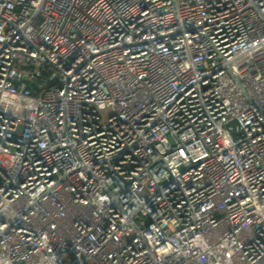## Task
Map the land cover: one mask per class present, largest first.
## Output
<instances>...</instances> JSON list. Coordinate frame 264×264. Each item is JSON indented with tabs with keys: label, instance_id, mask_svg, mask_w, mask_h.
I'll return each mask as SVG.
<instances>
[{
	"label": "built area",
	"instance_id": "built-area-1",
	"mask_svg": "<svg viewBox=\"0 0 264 264\" xmlns=\"http://www.w3.org/2000/svg\"><path fill=\"white\" fill-rule=\"evenodd\" d=\"M0 264H264V0H0Z\"/></svg>",
	"mask_w": 264,
	"mask_h": 264
},
{
	"label": "water",
	"instance_id": "water-1",
	"mask_svg": "<svg viewBox=\"0 0 264 264\" xmlns=\"http://www.w3.org/2000/svg\"><path fill=\"white\" fill-rule=\"evenodd\" d=\"M51 84V83H50ZM33 87H34V85H33Z\"/></svg>",
	"mask_w": 264,
	"mask_h": 264
}]
</instances>
